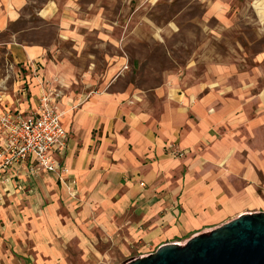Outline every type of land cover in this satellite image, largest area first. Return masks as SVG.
I'll use <instances>...</instances> for the list:
<instances>
[{"label":"crops","instance_id":"0c3cea01","mask_svg":"<svg viewBox=\"0 0 264 264\" xmlns=\"http://www.w3.org/2000/svg\"><path fill=\"white\" fill-rule=\"evenodd\" d=\"M31 1L0 0V34L27 16ZM213 6L208 15L223 18L225 8L218 2ZM251 6L264 24V0H251ZM43 12L51 16L55 11L44 2L38 14L46 16ZM18 33L13 30V38L5 42V54L23 75L13 74L0 103L5 110L30 114L39 95L55 88L44 68L47 46L18 41ZM253 62L248 71L234 67L230 77L214 83L176 86L169 98L163 89L157 91L160 112L149 102L134 101L138 97L132 99L128 91L94 90L89 97L79 93L72 102L76 107L71 97L60 99L62 122L72 131L60 160L77 179V225L94 222L121 250L141 243L147 250L144 256L242 214L264 211V49ZM172 142L187 150L183 157L169 153ZM67 192L57 174L47 171L26 181L23 190L15 179H0V195L6 199L26 196L25 219L35 215L34 225H50L58 234L72 232L84 246L88 238L81 228L71 230L59 220L57 209ZM71 198L67 200L76 205ZM40 202L45 210L37 218ZM48 234L46 230L37 236V242L52 264L60 263L63 254L47 242Z\"/></svg>","mask_w":264,"mask_h":264},{"label":"rangeland","instance_id":"374dc122","mask_svg":"<svg viewBox=\"0 0 264 264\" xmlns=\"http://www.w3.org/2000/svg\"><path fill=\"white\" fill-rule=\"evenodd\" d=\"M44 2L55 11L51 16L38 14ZM217 2L225 8L223 18L208 15ZM254 10L251 0H32L27 16L0 34V62L11 60L5 42L14 30L18 41L47 46L44 68L54 92L62 91L58 101L71 97L73 106L79 93L89 97L94 90L128 91L132 99L138 97L134 101L149 102L160 112L157 91L163 89L169 98L176 86L214 83L230 77L234 67L250 69L264 49V24ZM60 111L64 117L65 109ZM25 197L8 200L0 195V264H52L42 242H37L46 230L47 242L63 254L55 264H121L147 251L134 242L121 250L94 222L78 226L74 215L81 204L79 194L67 192L57 213L71 230L81 228L88 238L84 246L72 232L58 234L50 225H34L35 215L25 219ZM44 206L37 204V218Z\"/></svg>","mask_w":264,"mask_h":264},{"label":"built area","instance_id":"2783aa9c","mask_svg":"<svg viewBox=\"0 0 264 264\" xmlns=\"http://www.w3.org/2000/svg\"><path fill=\"white\" fill-rule=\"evenodd\" d=\"M14 73L22 76V68L10 59H5L4 64L0 62V102ZM60 93L62 91L50 94L44 91L30 114L5 110L0 103V179L3 183L15 179L18 188L23 190L26 181L35 180L41 172L47 171L57 174L70 195H77V179L60 160L69 140V130L62 122L58 102ZM167 149L174 157H183L187 152L175 142L169 143Z\"/></svg>","mask_w":264,"mask_h":264},{"label":"water","instance_id":"95a60500","mask_svg":"<svg viewBox=\"0 0 264 264\" xmlns=\"http://www.w3.org/2000/svg\"><path fill=\"white\" fill-rule=\"evenodd\" d=\"M121 264H264V211L237 216L181 243Z\"/></svg>","mask_w":264,"mask_h":264}]
</instances>
